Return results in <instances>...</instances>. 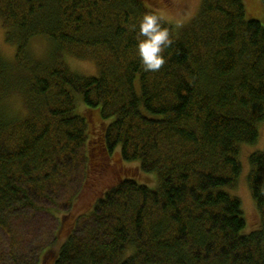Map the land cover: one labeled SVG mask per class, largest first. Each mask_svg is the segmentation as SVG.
I'll return each instance as SVG.
<instances>
[{"label":"trees","instance_id":"obj_1","mask_svg":"<svg viewBox=\"0 0 264 264\" xmlns=\"http://www.w3.org/2000/svg\"><path fill=\"white\" fill-rule=\"evenodd\" d=\"M261 1L254 14L247 0H202L178 27L149 0H0L16 45L15 59L0 50V228L12 237L0 264H264V149L248 157L259 227L246 231L231 192L241 148L264 121V23L249 15L263 14ZM147 12L173 39L158 71L137 54ZM40 36L47 59L30 49ZM67 55L94 60L98 73ZM86 181L97 195L58 249H17L19 218L66 196L74 209Z\"/></svg>","mask_w":264,"mask_h":264},{"label":"rangeland","instance_id":"obj_2","mask_svg":"<svg viewBox=\"0 0 264 264\" xmlns=\"http://www.w3.org/2000/svg\"><path fill=\"white\" fill-rule=\"evenodd\" d=\"M246 2V1H245ZM149 3H152L158 11L173 24H176L178 27L188 23L192 18L198 13L202 0H149ZM262 5L261 0H247L248 9L254 14H258L261 10ZM250 16H253L264 23V11L262 15L254 16L249 13ZM52 44L44 36H40L32 40L30 45L31 52L38 59H47L51 53ZM0 50L2 53H5L10 59L16 57V45L10 44L6 41V31L3 25V21L0 18ZM67 59L70 62L73 69L88 75H96L97 63L94 60L90 59H78L73 58L70 55H67ZM12 107L22 108L23 103L21 99H13L11 101ZM24 109V107H23ZM261 136L259 141L252 144H244L241 148V161L243 163V170L238 182L237 187H232L231 192L239 196L242 200V206L245 209V216L248 219L246 226V231L254 230L259 227L261 223V217L259 210L255 205V200L251 194L250 184L248 181V172L250 168V163L248 160L249 155L253 150H262L264 149V121L261 126ZM113 173H102L98 178V183L96 185L97 193L104 187H106L112 180ZM81 183V182H79ZM87 181L82 184L85 187L84 193L81 195L83 198L80 200V204H76L74 209L66 207V197L64 198L65 202L62 201V206L54 208V204L51 202L47 203L45 211L38 212L37 214H28L26 217L19 218L14 225V236L17 238L14 242V245H17V249L27 252L31 251L33 248L37 249V244L42 243L44 246L51 245L53 248L58 249L61 242L65 240L67 235L70 233V226L74 221L76 215L80 212L87 210L91 207L92 201L95 199L97 193L95 189L90 188L87 190ZM78 189V188H77ZM63 213V214H62ZM64 213L69 215L65 216V226L60 229L59 233L57 232L61 218L64 216ZM259 225V226H258ZM74 226V225H73ZM57 228V230H56ZM56 230V233H55ZM56 234V235H55ZM57 237V239H56ZM11 235L5 230L0 228V259L1 253L9 256V251L12 245ZM1 262V261H0Z\"/></svg>","mask_w":264,"mask_h":264},{"label":"clouds","instance_id":"obj_3","mask_svg":"<svg viewBox=\"0 0 264 264\" xmlns=\"http://www.w3.org/2000/svg\"><path fill=\"white\" fill-rule=\"evenodd\" d=\"M132 27L136 29V25ZM172 43V35L164 25L163 17L154 12L145 13L137 31V54L144 71H158L166 62L165 50Z\"/></svg>","mask_w":264,"mask_h":264}]
</instances>
